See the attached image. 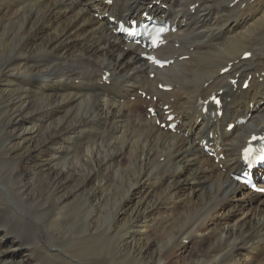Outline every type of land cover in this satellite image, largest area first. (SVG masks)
<instances>
[{"label": "bare ground", "instance_id": "1", "mask_svg": "<svg viewBox=\"0 0 264 264\" xmlns=\"http://www.w3.org/2000/svg\"><path fill=\"white\" fill-rule=\"evenodd\" d=\"M148 16L152 50L119 31ZM0 105V264H264V195L234 177L264 130V0H0Z\"/></svg>", "mask_w": 264, "mask_h": 264}, {"label": "rangeland", "instance_id": "2", "mask_svg": "<svg viewBox=\"0 0 264 264\" xmlns=\"http://www.w3.org/2000/svg\"><path fill=\"white\" fill-rule=\"evenodd\" d=\"M1 108L2 107H0V116L3 115V112H2L3 109H1ZM139 108L141 110L145 111L146 107H143V108L139 107ZM17 219H19L18 221H20V217L17 218ZM23 222H24V220L22 218V222L20 221V223L17 224V225L21 226V228H22V229L18 228L20 230V233H21L20 235H21V237H23L24 242L31 243L32 246L33 245H38L40 243H54V245H56L57 247H61V248L67 249V248H69V247H71L73 245V243L76 241V238H77V237L67 236V237H63V238H60V237L59 238H54L53 237L54 238L53 239L52 237H50V235L48 233L49 231L47 229H46L47 232L46 231H39L37 229L36 225H32L31 227L30 226H25V223H23ZM28 222H30V221H28ZM31 222H34V221H31ZM11 223H12L11 225H14L16 227V225L13 222H11ZM50 225H52V223H50ZM83 231H84V228L82 227V224H78L77 225L76 234H81V233H83ZM29 240H30V242H29ZM35 240H36V242H35ZM211 240L212 239H207V241L205 242L206 245L201 246L200 249H202V248L205 249L206 246L209 245ZM190 244H192V243H189V242L185 243V245H188V246H190ZM190 247H188L187 251H179L178 252L179 254L176 256L175 260L176 261H181V263L183 264V262H185V260L188 259L189 251L191 250ZM204 251L206 252L207 250H204ZM95 259H96V261H95ZM111 260H112V254H111V251H110V252H105L102 256L94 257V260L90 259L89 264H92V261H93V264H98V263L109 264V262H111Z\"/></svg>", "mask_w": 264, "mask_h": 264}, {"label": "snow or ice", "instance_id": "3", "mask_svg": "<svg viewBox=\"0 0 264 264\" xmlns=\"http://www.w3.org/2000/svg\"><path fill=\"white\" fill-rule=\"evenodd\" d=\"M155 43H156V42L153 41V44H155ZM148 59L153 60V62H157V63H158V61H156V60H155L154 58H152V57H149ZM250 154H251V150H250V149H249V150H246V152H245V158L247 159V157H248ZM259 159L264 160V155L260 156Z\"/></svg>", "mask_w": 264, "mask_h": 264}]
</instances>
